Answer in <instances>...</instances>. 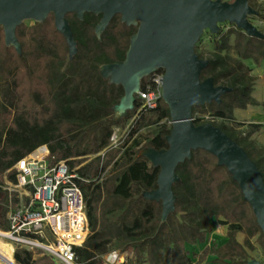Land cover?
Here are the masks:
<instances>
[{
	"label": "trees",
	"instance_id": "trees-1",
	"mask_svg": "<svg viewBox=\"0 0 264 264\" xmlns=\"http://www.w3.org/2000/svg\"><path fill=\"white\" fill-rule=\"evenodd\" d=\"M258 18L264 20V16ZM65 19L76 43L71 57L52 13L42 22L16 27L18 50L5 44L0 26V184L18 160L39 146L47 147L49 166L64 160L74 169L89 156L94 157L75 170L82 179L78 184L85 198L89 232L83 245L74 248L76 264H102L101 256L112 250L131 252L137 264H199L201 257L192 263L186 246L203 243L211 231L210 220L220 217L224 219L220 223L229 226L228 241L223 247L212 249V253L220 255V264H226L224 259L229 260L227 264H249L245 248L250 247L254 237L264 248V236L239 186L213 155L195 150L190 159L176 167L178 181L172 185L174 209L165 221H161V203L143 196L157 188L159 168L153 167L141 152L168 148L165 138L171 127L166 129L161 124L163 120L170 122L168 107L160 97L155 109L138 111L142 101L135 94L132 108L119 113L117 106L123 89L100 73L101 67L125 59L138 25H126L120 15H115L96 36L101 14L84 13L79 19L70 13ZM214 47L219 53L205 59L208 64L199 78H211L215 86L230 91L220 97L219 103L193 107L192 122L205 124L194 118L195 113L220 119L206 124L218 127L238 144L264 180V146L250 139L259 126L236 131L233 118V110L257 105L251 97L254 78L243 62L250 60L256 67L261 66L264 39L249 37L231 25L215 37ZM223 51H233L236 60L230 63L227 56L220 54ZM154 73L163 75L164 71L157 69L143 77L139 91L146 90ZM130 119L126 141L119 148L108 149L113 130ZM142 128L148 130L144 143L126 147ZM109 166V172L101 178ZM14 175L13 170L9 171L7 178L15 181ZM132 188L138 193L133 195ZM8 204L7 193L0 189L2 232L9 228ZM237 232L245 236L242 245L235 239ZM207 252L204 250L203 254ZM13 259L16 264H55L47 257L34 259L24 249H16Z\"/></svg>",
	"mask_w": 264,
	"mask_h": 264
},
{
	"label": "water",
	"instance_id": "water-1",
	"mask_svg": "<svg viewBox=\"0 0 264 264\" xmlns=\"http://www.w3.org/2000/svg\"><path fill=\"white\" fill-rule=\"evenodd\" d=\"M52 13L58 32L65 38L70 57L76 43L65 19L75 13L101 14L95 27L99 36L115 15L126 25L137 26L131 37L125 59L101 67V76L123 89L117 111L124 113L133 106L140 80L157 69H163L161 98L167 105L171 130L165 140V150L144 149L141 155L153 167L159 168L157 188L143 194L149 201L161 203V221L174 209L173 183L178 181L176 167L190 159L195 150L206 151L217 159L237 183L244 200L251 207L257 225L264 236V180L245 151L211 124L195 125L192 108L211 102L230 89L215 86L211 78L200 80L207 61L194 52L195 43L204 29L218 32V23L228 22L249 37L264 39L247 19L257 15L248 0H0V26L7 46L19 49L15 29L24 20L42 22ZM249 264H259L249 262Z\"/></svg>",
	"mask_w": 264,
	"mask_h": 264
},
{
	"label": "built area",
	"instance_id": "built-area-1",
	"mask_svg": "<svg viewBox=\"0 0 264 264\" xmlns=\"http://www.w3.org/2000/svg\"><path fill=\"white\" fill-rule=\"evenodd\" d=\"M162 74L154 73L151 84L139 91L141 110H152L161 97ZM201 123L220 122L209 115L194 114ZM192 119V118H191ZM125 130L115 128L108 149H116L126 137ZM42 154L40 158L33 156ZM48 149L37 147L18 160L9 171L15 172V181L4 175L0 189L8 195L6 220L8 230L0 231L2 239L16 249L42 251L56 264H76L75 247H81L88 236L85 198L78 180H81L67 161L47 164ZM33 254V253H32ZM34 258V257H33ZM102 264H137L131 252L112 250L101 256Z\"/></svg>",
	"mask_w": 264,
	"mask_h": 264
},
{
	"label": "crops",
	"instance_id": "crops-1",
	"mask_svg": "<svg viewBox=\"0 0 264 264\" xmlns=\"http://www.w3.org/2000/svg\"><path fill=\"white\" fill-rule=\"evenodd\" d=\"M243 63L251 70L250 74L254 78L251 97L257 105L233 110L234 123L237 124L234 129L245 132L250 125L259 126L250 134V139L255 141L257 145L264 146V62L259 67H256L250 60ZM221 221L223 219H211V231L206 235L204 242L186 246L192 263H196L201 257L199 264H220L218 260L220 255L212 253V249L221 248L228 241L229 226L220 223ZM235 239L242 245L245 236L241 232H237ZM204 250L209 252L203 254ZM223 262L227 264L229 260L224 259Z\"/></svg>",
	"mask_w": 264,
	"mask_h": 264
},
{
	"label": "rangeland",
	"instance_id": "rangeland-1",
	"mask_svg": "<svg viewBox=\"0 0 264 264\" xmlns=\"http://www.w3.org/2000/svg\"><path fill=\"white\" fill-rule=\"evenodd\" d=\"M248 3L257 12V15L247 16L248 21L260 33L264 34V20H260L258 18L259 15L264 16V0H248ZM23 23L30 26L34 23V21L33 20H24ZM231 25L232 24H230L228 22L218 23L217 24L218 32L215 34L211 33L209 31V29H204L202 31V34L199 37V40L197 41V43H195L194 47L196 49V53L199 54L203 58V60L208 59V58H212L215 53H219L214 47L215 37L219 33L221 34V33L225 32ZM220 54L223 56H227L230 63H233L236 60V56H235L233 51H223ZM161 91H162V89H161ZM2 93H3V89L1 87V81H0V101L2 100ZM131 120L132 119H130L128 122H126L123 126L118 127V129L120 131H123V130L126 131V133H127L126 137L128 136V133L130 130ZM161 124L166 129H169L172 126L171 121L168 122L166 120H163L161 122ZM226 127H227V129H230V123L229 122L226 123ZM147 133H148V130L146 128L140 129L139 131H137L135 133V135L132 137V139H130V141L127 143L126 147L131 146L134 143L136 144L137 147H140L144 143L143 140H144V137L147 135ZM126 137L122 140L121 143H119L117 145V148H119L121 146V144H123L126 141V139H127ZM102 154L103 153H100L99 155H102ZM93 158L94 157L89 156V158L87 160H85L82 164H80V166L74 168V170H76L79 167L87 164ZM47 164H48V162H47ZM109 170H110V166L101 174V178H104L107 175V173L109 172ZM4 181H5L4 178H2V182H4ZM131 193L133 195H135L138 193V191L135 188H132ZM220 219H223V218L220 217ZM135 236L139 237L140 234H137ZM4 241H6V240H4ZM6 242H8V241H6ZM109 247H111V245ZM245 249L249 255V260H250L249 262H257L259 264H264V248H262L260 246V244L257 242V237L252 238L250 240V247L245 248ZM14 251H15V248H14ZM32 253H33L34 259L47 257L48 259L53 261V259H51L49 256L44 254L42 251H33ZM14 263H15V261H14ZM0 264H3L2 261H0Z\"/></svg>",
	"mask_w": 264,
	"mask_h": 264
},
{
	"label": "bare ground",
	"instance_id": "bare-ground-1",
	"mask_svg": "<svg viewBox=\"0 0 264 264\" xmlns=\"http://www.w3.org/2000/svg\"><path fill=\"white\" fill-rule=\"evenodd\" d=\"M42 154L35 153L33 156L40 158ZM3 235L0 233V261L3 264H15L13 259L12 246L2 239Z\"/></svg>",
	"mask_w": 264,
	"mask_h": 264
}]
</instances>
